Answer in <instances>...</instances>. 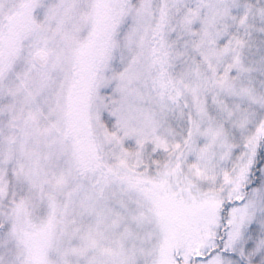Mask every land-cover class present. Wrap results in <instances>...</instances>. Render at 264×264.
<instances>
[{
	"label": "snow or ice",
	"instance_id": "obj_1",
	"mask_svg": "<svg viewBox=\"0 0 264 264\" xmlns=\"http://www.w3.org/2000/svg\"><path fill=\"white\" fill-rule=\"evenodd\" d=\"M0 264H264V0H0Z\"/></svg>",
	"mask_w": 264,
	"mask_h": 264
}]
</instances>
